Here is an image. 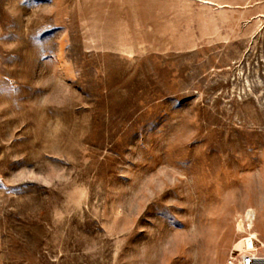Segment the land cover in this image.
I'll use <instances>...</instances> for the list:
<instances>
[{
  "label": "rangeland",
  "instance_id": "obj_1",
  "mask_svg": "<svg viewBox=\"0 0 264 264\" xmlns=\"http://www.w3.org/2000/svg\"><path fill=\"white\" fill-rule=\"evenodd\" d=\"M251 250L264 0H0V264Z\"/></svg>",
  "mask_w": 264,
  "mask_h": 264
},
{
  "label": "built area",
  "instance_id": "obj_2",
  "mask_svg": "<svg viewBox=\"0 0 264 264\" xmlns=\"http://www.w3.org/2000/svg\"><path fill=\"white\" fill-rule=\"evenodd\" d=\"M227 264H264V255L256 250L246 251L238 257L231 258Z\"/></svg>",
  "mask_w": 264,
  "mask_h": 264
},
{
  "label": "bare ground",
  "instance_id": "obj_3",
  "mask_svg": "<svg viewBox=\"0 0 264 264\" xmlns=\"http://www.w3.org/2000/svg\"><path fill=\"white\" fill-rule=\"evenodd\" d=\"M255 213H254V211H252V210H249L247 213H246V221H248L249 222V224H253V222H254V220H255ZM241 232H243V233H245L246 231H245V226H241ZM252 238V237H251ZM255 238V237H254ZM249 239V238H248ZM248 239H246V242H247V247L248 248H252L253 246H250L249 244H248ZM252 241H253V239H252ZM253 243V242H252Z\"/></svg>",
  "mask_w": 264,
  "mask_h": 264
}]
</instances>
